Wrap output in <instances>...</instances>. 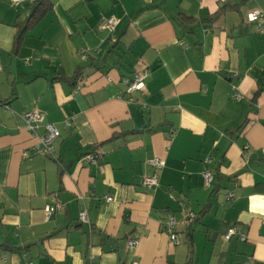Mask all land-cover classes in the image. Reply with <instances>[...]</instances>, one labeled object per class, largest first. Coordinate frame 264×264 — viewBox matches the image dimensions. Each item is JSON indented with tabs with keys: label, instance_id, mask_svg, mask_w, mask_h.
<instances>
[{
	"label": "crops",
	"instance_id": "0c3cea01",
	"mask_svg": "<svg viewBox=\"0 0 264 264\" xmlns=\"http://www.w3.org/2000/svg\"><path fill=\"white\" fill-rule=\"evenodd\" d=\"M47 1L16 44L33 5L0 0V264H264V0ZM31 110L59 131L51 155Z\"/></svg>",
	"mask_w": 264,
	"mask_h": 264
},
{
	"label": "built area",
	"instance_id": "2783aa9c",
	"mask_svg": "<svg viewBox=\"0 0 264 264\" xmlns=\"http://www.w3.org/2000/svg\"><path fill=\"white\" fill-rule=\"evenodd\" d=\"M35 0H10V5L12 7H18L22 3H33ZM247 21L250 23H256L258 26L263 25L264 21V14L258 10H254L247 15ZM116 20L113 17L106 19L102 23V28L107 30H112L115 27ZM1 70V69H0ZM146 78V73L144 72H135L130 77L125 78L123 80V84L125 86V92L128 95H131L135 92H141L144 88V80ZM235 100L240 99V95L235 94L233 95ZM131 100V97H129ZM4 108L7 106L4 104ZM26 127L30 131H34L37 127H42L44 130L43 136L40 137L39 145H36L33 148V152L44 154V155H51L53 151V142L55 139L59 137V131L52 125L45 123V116L43 113L31 110L27 111L23 115ZM65 125L69 126V122L65 121ZM96 158H98L97 154L91 153L85 156V161L88 163H95ZM148 165H150L153 169L159 170L163 166V161L158 158H152L147 160ZM205 163H208V160H205ZM202 180L205 186H209L211 182V173L209 170H204L201 173ZM141 185L146 189H152L157 186V180L155 175L146 176L142 179ZM233 199V194L229 193L226 195V200L231 201ZM112 199L110 197L106 198L107 202H110ZM57 204L48 205L45 208V217L48 219L51 214L55 213L58 210ZM195 215L190 213L188 215V221H193ZM78 221L80 223H87L86 212L81 211L78 215ZM175 226L176 220L173 216L168 215L166 222L162 225L161 229L168 235L170 241L174 244H177V236L175 234ZM236 237L240 241H245L246 236L245 234L240 231L236 226H229L226 228L225 232L222 235V238L225 241L230 240L231 238ZM137 246L136 239H127V247L129 249H133Z\"/></svg>",
	"mask_w": 264,
	"mask_h": 264
},
{
	"label": "trees",
	"instance_id": "16d2710c",
	"mask_svg": "<svg viewBox=\"0 0 264 264\" xmlns=\"http://www.w3.org/2000/svg\"><path fill=\"white\" fill-rule=\"evenodd\" d=\"M28 4L33 5V7H32V10L30 12L29 18L26 21L25 28L15 38L16 44H18V42H19V40L21 38V34L26 29L31 27L35 22H37L50 8L49 3H48L47 0H35L33 3H28ZM184 20L187 21V22H194L195 21V20H192V19H190L188 17H185ZM80 70H81V68L76 71L73 80L78 78Z\"/></svg>",
	"mask_w": 264,
	"mask_h": 264
}]
</instances>
